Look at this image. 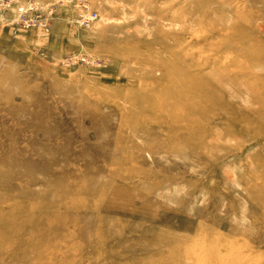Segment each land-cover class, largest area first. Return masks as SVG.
I'll return each mask as SVG.
<instances>
[{"label": "rangeland", "instance_id": "1", "mask_svg": "<svg viewBox=\"0 0 264 264\" xmlns=\"http://www.w3.org/2000/svg\"><path fill=\"white\" fill-rule=\"evenodd\" d=\"M12 1L0 264H264V0Z\"/></svg>", "mask_w": 264, "mask_h": 264}, {"label": "built area", "instance_id": "2", "mask_svg": "<svg viewBox=\"0 0 264 264\" xmlns=\"http://www.w3.org/2000/svg\"><path fill=\"white\" fill-rule=\"evenodd\" d=\"M52 9V6L49 8ZM83 9L81 23L87 26L97 19L95 11H89L88 7ZM12 12V15L10 13ZM52 13L47 11L43 5L35 1H28L25 4H16L12 0H0V25L3 23H12L13 25H23L25 28L44 26L47 27ZM85 62H90L86 57L82 58ZM70 60L77 61L76 56H71Z\"/></svg>", "mask_w": 264, "mask_h": 264}, {"label": "bare ground", "instance_id": "3", "mask_svg": "<svg viewBox=\"0 0 264 264\" xmlns=\"http://www.w3.org/2000/svg\"><path fill=\"white\" fill-rule=\"evenodd\" d=\"M82 17H83V13L80 15V17H79V23L81 24V25H83L82 23H81V21H82ZM1 25H3V24H1ZM90 25V24H89ZM89 25H87V26H89Z\"/></svg>", "mask_w": 264, "mask_h": 264}]
</instances>
